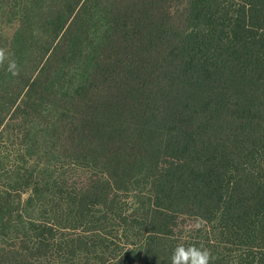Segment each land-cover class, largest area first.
I'll list each match as a JSON object with an SVG mask.
<instances>
[{
  "label": "trees",
  "instance_id": "16d2710c",
  "mask_svg": "<svg viewBox=\"0 0 264 264\" xmlns=\"http://www.w3.org/2000/svg\"><path fill=\"white\" fill-rule=\"evenodd\" d=\"M0 49V264H264V0H0Z\"/></svg>",
  "mask_w": 264,
  "mask_h": 264
},
{
  "label": "clouds",
  "instance_id": "9594fccd",
  "mask_svg": "<svg viewBox=\"0 0 264 264\" xmlns=\"http://www.w3.org/2000/svg\"><path fill=\"white\" fill-rule=\"evenodd\" d=\"M7 62V70L18 74L19 69L14 60H9L4 49H0V67ZM211 252L208 249H199L195 246L185 248L180 245L174 250L171 257L172 264H210Z\"/></svg>",
  "mask_w": 264,
  "mask_h": 264
},
{
  "label": "rangeland",
  "instance_id": "374dc122",
  "mask_svg": "<svg viewBox=\"0 0 264 264\" xmlns=\"http://www.w3.org/2000/svg\"><path fill=\"white\" fill-rule=\"evenodd\" d=\"M28 195H29V193H24V194L22 195L23 199H26V198L28 197Z\"/></svg>",
  "mask_w": 264,
  "mask_h": 264
}]
</instances>
